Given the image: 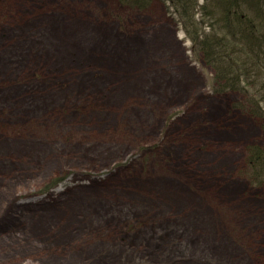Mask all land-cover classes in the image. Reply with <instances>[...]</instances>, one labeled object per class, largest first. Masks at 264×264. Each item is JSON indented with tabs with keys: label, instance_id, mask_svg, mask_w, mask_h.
Masks as SVG:
<instances>
[{
	"label": "rangeland",
	"instance_id": "1",
	"mask_svg": "<svg viewBox=\"0 0 264 264\" xmlns=\"http://www.w3.org/2000/svg\"><path fill=\"white\" fill-rule=\"evenodd\" d=\"M212 77L168 2L0 0V264H264V130Z\"/></svg>",
	"mask_w": 264,
	"mask_h": 264
},
{
	"label": "trees",
	"instance_id": "2",
	"mask_svg": "<svg viewBox=\"0 0 264 264\" xmlns=\"http://www.w3.org/2000/svg\"><path fill=\"white\" fill-rule=\"evenodd\" d=\"M138 11L165 1L191 42L193 56L213 70L212 93L235 92L232 107L246 111L264 130V0H110ZM249 183L264 188V144L246 148ZM63 180L55 177L46 193Z\"/></svg>",
	"mask_w": 264,
	"mask_h": 264
},
{
	"label": "bare ground",
	"instance_id": "3",
	"mask_svg": "<svg viewBox=\"0 0 264 264\" xmlns=\"http://www.w3.org/2000/svg\"><path fill=\"white\" fill-rule=\"evenodd\" d=\"M71 34L74 35L75 37H78L79 33L82 32L79 36H85V39L89 42L90 45H99L102 44L103 46L110 45L107 43H104L105 41L102 42L100 35L97 31L92 30V29H87V30H71ZM179 37H183V33H179ZM151 44V43H150ZM161 47L157 49L159 46ZM171 47V49L169 48ZM152 50H155L153 53V56H163L165 58H169L170 56L176 57L177 56V48L172 44V40L170 37L169 33H165L164 35H161L160 37V43H157V47L152 48ZM176 50V51H175ZM162 53V54H159ZM163 77H162V76ZM158 76V75H157ZM156 76V77H157ZM166 74L162 73L160 74V79H156L157 85L160 86L161 89H164L165 91H168L170 94H177L180 96L183 95L189 88H191V82L192 80H189L186 76L181 75L179 73H175L174 75L171 76V80L168 81L165 78ZM157 93H159L157 91ZM158 97V96H157Z\"/></svg>",
	"mask_w": 264,
	"mask_h": 264
}]
</instances>
